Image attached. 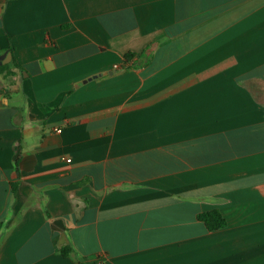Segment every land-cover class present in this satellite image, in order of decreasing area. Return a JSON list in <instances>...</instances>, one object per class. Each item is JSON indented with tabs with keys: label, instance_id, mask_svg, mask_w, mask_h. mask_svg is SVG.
Segmentation results:
<instances>
[{
	"label": "crops",
	"instance_id": "crops-1",
	"mask_svg": "<svg viewBox=\"0 0 264 264\" xmlns=\"http://www.w3.org/2000/svg\"><path fill=\"white\" fill-rule=\"evenodd\" d=\"M3 55L0 264H264V0H0Z\"/></svg>",
	"mask_w": 264,
	"mask_h": 264
},
{
	"label": "trees",
	"instance_id": "trees-1",
	"mask_svg": "<svg viewBox=\"0 0 264 264\" xmlns=\"http://www.w3.org/2000/svg\"><path fill=\"white\" fill-rule=\"evenodd\" d=\"M133 54L126 55V61H129ZM2 67H0L1 69ZM198 219L203 222L209 231H217L220 229H224L227 226V221L223 217L220 211H210L206 213H202L198 216ZM72 251V248L70 246H66L62 249V254L64 256H68L70 252Z\"/></svg>",
	"mask_w": 264,
	"mask_h": 264
},
{
	"label": "water",
	"instance_id": "water-1",
	"mask_svg": "<svg viewBox=\"0 0 264 264\" xmlns=\"http://www.w3.org/2000/svg\"><path fill=\"white\" fill-rule=\"evenodd\" d=\"M6 55H7V54H6ZM6 55L0 56V58L2 59V58H4ZM78 85H81V84H78Z\"/></svg>",
	"mask_w": 264,
	"mask_h": 264
},
{
	"label": "built area",
	"instance_id": "built-area-1",
	"mask_svg": "<svg viewBox=\"0 0 264 264\" xmlns=\"http://www.w3.org/2000/svg\"><path fill=\"white\" fill-rule=\"evenodd\" d=\"M56 131L60 133L62 130H56Z\"/></svg>",
	"mask_w": 264,
	"mask_h": 264
}]
</instances>
